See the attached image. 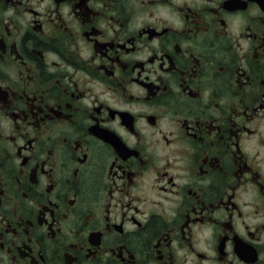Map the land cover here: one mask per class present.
Masks as SVG:
<instances>
[{
  "label": "flooded vegetation",
  "instance_id": "1",
  "mask_svg": "<svg viewBox=\"0 0 264 264\" xmlns=\"http://www.w3.org/2000/svg\"><path fill=\"white\" fill-rule=\"evenodd\" d=\"M0 264H264V0H0Z\"/></svg>",
  "mask_w": 264,
  "mask_h": 264
}]
</instances>
